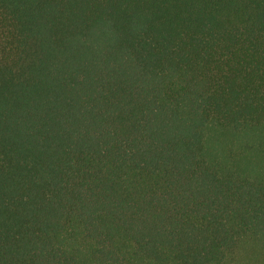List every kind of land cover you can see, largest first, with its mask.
<instances>
[{
    "label": "trees",
    "instance_id": "1",
    "mask_svg": "<svg viewBox=\"0 0 264 264\" xmlns=\"http://www.w3.org/2000/svg\"><path fill=\"white\" fill-rule=\"evenodd\" d=\"M0 264H264V0H0Z\"/></svg>",
    "mask_w": 264,
    "mask_h": 264
}]
</instances>
